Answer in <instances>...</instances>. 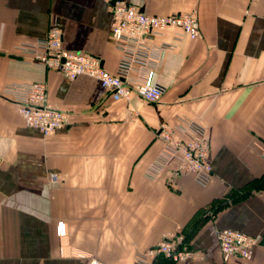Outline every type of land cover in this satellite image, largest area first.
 <instances>
[{
	"label": "crops",
	"instance_id": "obj_1",
	"mask_svg": "<svg viewBox=\"0 0 264 264\" xmlns=\"http://www.w3.org/2000/svg\"><path fill=\"white\" fill-rule=\"evenodd\" d=\"M111 1L0 0V264H264V0H124L151 15L199 16L197 40L170 30L153 41L174 47L153 64L165 89L157 104L69 80L20 49L56 25L66 50L116 73ZM17 83L46 84L69 126L50 137L28 126L4 96ZM188 122L211 134L209 184L185 175L171 185L170 170L149 178L161 125ZM222 229L257 238L254 256L224 261ZM177 233L197 256L144 259Z\"/></svg>",
	"mask_w": 264,
	"mask_h": 264
},
{
	"label": "built area",
	"instance_id": "obj_2",
	"mask_svg": "<svg viewBox=\"0 0 264 264\" xmlns=\"http://www.w3.org/2000/svg\"><path fill=\"white\" fill-rule=\"evenodd\" d=\"M110 11L113 20L112 41L121 54L116 73L105 70L97 56L66 50L63 47V34L56 25L51 27L44 39L22 44L20 49L29 56L32 63L55 70L69 80L89 77L120 98H138L151 104L159 103L165 89L154 82L153 64L159 60L163 51L174 47L169 43L156 46L153 41L164 37L170 30L175 32L176 39L185 35L191 40H197L201 35L198 13L151 15L124 0L111 1ZM4 96L17 105L26 124L38 129L45 137L53 136L69 126V114L49 104L46 84H12L6 87ZM187 124L185 131L174 130L167 124L161 125L157 137L164 148L148 169L149 178H158L170 170L167 178L171 185H175L185 175H193L202 186L209 184L213 178L211 134L207 128L190 122ZM261 153L264 158V147ZM218 240L224 261L231 258L250 260L258 244L257 238L232 229L219 230ZM195 255L185 245L184 236L177 233L163 238L146 252L144 259L161 256L181 263ZM90 264L102 263L93 260Z\"/></svg>",
	"mask_w": 264,
	"mask_h": 264
},
{
	"label": "rangeland",
	"instance_id": "obj_3",
	"mask_svg": "<svg viewBox=\"0 0 264 264\" xmlns=\"http://www.w3.org/2000/svg\"><path fill=\"white\" fill-rule=\"evenodd\" d=\"M103 264V263H102Z\"/></svg>",
	"mask_w": 264,
	"mask_h": 264
}]
</instances>
